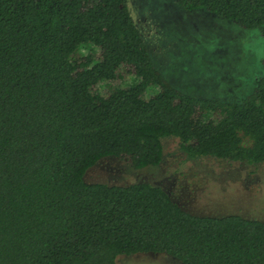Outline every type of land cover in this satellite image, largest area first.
<instances>
[{"label": "trees", "instance_id": "16d2710c", "mask_svg": "<svg viewBox=\"0 0 264 264\" xmlns=\"http://www.w3.org/2000/svg\"><path fill=\"white\" fill-rule=\"evenodd\" d=\"M175 1L264 34V0ZM166 136L190 157L263 162L264 75L241 100L193 96L157 69L128 0H0V264H264V221L85 179L108 156L160 164Z\"/></svg>", "mask_w": 264, "mask_h": 264}, {"label": "rangeland", "instance_id": "374dc122", "mask_svg": "<svg viewBox=\"0 0 264 264\" xmlns=\"http://www.w3.org/2000/svg\"><path fill=\"white\" fill-rule=\"evenodd\" d=\"M128 2L155 66L176 88L198 97L241 100L264 75V34L258 29L240 27L204 8L188 10L175 0ZM153 92L155 87L149 95ZM162 140L160 164L135 169L108 156L92 166L85 179L149 182L192 213L264 221V161L190 157L177 137ZM118 264L182 263L166 253L139 252L119 257Z\"/></svg>", "mask_w": 264, "mask_h": 264}]
</instances>
